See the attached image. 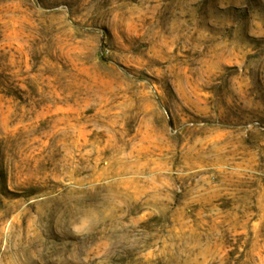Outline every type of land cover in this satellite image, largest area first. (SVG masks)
<instances>
[{"label":"rangeland","instance_id":"rangeland-1","mask_svg":"<svg viewBox=\"0 0 264 264\" xmlns=\"http://www.w3.org/2000/svg\"><path fill=\"white\" fill-rule=\"evenodd\" d=\"M0 264H264V0H0Z\"/></svg>","mask_w":264,"mask_h":264},{"label":"trees","instance_id":"trees-1","mask_svg":"<svg viewBox=\"0 0 264 264\" xmlns=\"http://www.w3.org/2000/svg\"><path fill=\"white\" fill-rule=\"evenodd\" d=\"M3 80H0V88L2 89V87H4V84H3Z\"/></svg>","mask_w":264,"mask_h":264}]
</instances>
